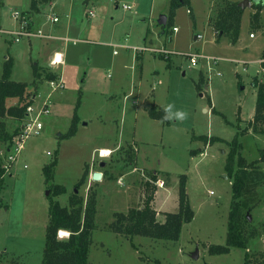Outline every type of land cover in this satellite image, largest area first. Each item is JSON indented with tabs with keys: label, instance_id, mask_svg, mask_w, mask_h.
Returning <instances> with one entry per match:
<instances>
[{
	"label": "rangeland",
	"instance_id": "374dc122",
	"mask_svg": "<svg viewBox=\"0 0 264 264\" xmlns=\"http://www.w3.org/2000/svg\"><path fill=\"white\" fill-rule=\"evenodd\" d=\"M30 1L0 0V29L12 30L16 26L12 13L26 14ZM242 1L189 0L193 19L189 7L182 6L170 25L160 27L158 19L168 17L170 0H53V9L34 14V23L30 24L45 35L69 37L65 42L69 48L63 67L64 89L51 93L44 80L37 86L32 84L34 68L61 75L58 66L45 67L47 47L61 41L36 37L14 41L0 33V78L3 63L10 58V80L28 84L27 101L42 108L47 95L50 97V114L42 119L41 134L27 139L10 175L5 174L0 183V264H42L49 187L64 186L66 193L53 201L67 206L85 169L86 182L76 191L84 200L94 194L97 212L88 264H242V249L233 248L223 255L208 252L209 246L223 245L226 240L232 198L231 181L224 169L229 147L199 139L203 136L231 142L239 134L240 153L246 163L257 161L259 150H264V134H255L250 126L257 99L255 77L264 85V70L259 63L264 50V8L258 25L251 22L256 8L243 10L236 44L228 35L218 39L213 36L218 11L227 2L239 6ZM124 5L130 9H124ZM51 11L59 18L55 24L47 21ZM89 11L95 17L90 18ZM26 15L31 19V14ZM174 27L178 33L173 35ZM143 31L147 38L178 53L220 58L217 64L200 59L197 66H192L188 57L170 56L171 67L164 74V82L151 94L162 107L172 104L174 111L186 112L184 120L155 121L131 103L124 107L122 94L106 86L115 81L116 65L123 67L130 57L127 49H117L118 55H112L114 49L107 43L118 44L127 35L126 44L143 46ZM198 35L201 38L195 39ZM156 62L162 74L168 61ZM109 72L111 78L107 77ZM78 100L79 129L75 135L63 137ZM18 104L17 99L9 100L7 107ZM23 120H2L6 128L0 132L1 166L11 147L3 137L18 133ZM99 148H111L109 157L101 158L94 150ZM54 158L58 162L52 171L53 180L47 183L43 168ZM257 167L264 173L262 163ZM93 172H100L102 180L93 181ZM184 175L194 218L183 225L178 241L136 236L127 239L110 230L115 213L141 208L151 195V208L158 221L163 222L167 212H178V184ZM254 190L250 208L243 210L242 218L243 235L252 255L264 252V180ZM247 215L250 221H244ZM195 251L196 259L192 258Z\"/></svg>",
	"mask_w": 264,
	"mask_h": 264
},
{
	"label": "trees",
	"instance_id": "16d2710c",
	"mask_svg": "<svg viewBox=\"0 0 264 264\" xmlns=\"http://www.w3.org/2000/svg\"><path fill=\"white\" fill-rule=\"evenodd\" d=\"M53 0H31L29 12L39 13L41 8L49 5ZM252 8H256L251 17L252 24L258 25L260 12L264 8V0H249ZM225 8L218 11L216 19L213 22V29L216 39L223 35H228L230 41L236 44V40L240 31V20L243 10L235 3L227 2ZM170 11L166 20V26L170 25L175 12L179 7L187 6L188 14L193 19V11L189 5V0H170ZM261 59H264V50L261 53ZM167 60V59H166ZM168 61V60H167ZM3 72L0 78V132L5 131L6 125L2 120L11 118L13 120L22 122L25 119L26 111L29 106L33 104L27 101L28 84L13 82L10 80L12 73V60L6 59L3 63ZM167 66L170 68L171 63L168 61ZM264 69V63L261 64ZM59 75V74H58ZM57 78V74L52 70L43 69L38 70L34 68L33 85L37 86L40 80L50 82ZM253 86L257 88L256 104L254 111V118L250 126L255 134H264V85L260 84L255 77ZM17 99L18 105L14 107H7L9 100ZM80 102L75 107L72 122L68 132L63 136L66 138L75 135L78 129L80 120L77 115ZM214 112V110H212ZM165 115L164 110H158L152 106L148 110L149 118L160 120L163 123L168 121L162 118ZM260 125V126H258ZM240 133V132H238ZM16 134V133H15ZM5 135L3 140L11 145L12 138L15 136ZM244 135L243 133H240ZM239 134L231 141L227 142L218 138L201 137L206 144H213L215 142L225 143L229 147V154L226 158L225 172L231 181L232 198L230 203V212L227 223V235L223 245L209 246L210 255H223L230 253L231 249L238 248L244 250L242 264H264V252L260 254H250L248 251L247 240L244 238V229L242 227L243 210L249 209V202L254 189L264 180V173L257 167L258 163L264 165V150H259L260 156L257 161L246 163L245 158L240 151L242 145L239 143ZM10 147V146H9ZM57 158H54L52 163L43 168V174L47 183L53 180L52 171L57 165ZM3 169L0 165V177L3 175ZM88 175L87 169L82 173V177L75 185V190L86 182ZM156 180V176H153ZM3 179H1L2 183ZM186 176H181L178 184V212L164 214L163 222L157 220V213L151 208L153 196H148L143 207L129 209L127 214L115 213V220L111 222L109 228L114 233L124 236L127 239L133 237L151 238L161 241H178L182 232V227L189 223L194 218V212L191 209L186 191ZM71 193L68 205L62 206L57 201H53L54 197L64 195L66 189L59 184H52L49 187L50 199L48 213L49 220L45 226V244L43 248L42 264H88L89 247L92 243V230L95 228L96 217V197L91 194L86 200L82 198L77 192ZM244 221H247L245 218ZM58 231L69 233L66 239L59 238Z\"/></svg>",
	"mask_w": 264,
	"mask_h": 264
},
{
	"label": "crops",
	"instance_id": "0c3cea01",
	"mask_svg": "<svg viewBox=\"0 0 264 264\" xmlns=\"http://www.w3.org/2000/svg\"><path fill=\"white\" fill-rule=\"evenodd\" d=\"M53 4L54 3L52 1L51 3H49V5L42 7L41 11L39 13H43L46 10L44 8L53 9V7H52ZM51 9H49V10H51ZM52 11H51V13H54L58 17V15L55 12H52ZM39 13H31L32 21H33L34 14H39ZM93 17H95V14H94ZM93 17H90V18H93ZM57 22H55V23H57ZM33 23H34V21H33ZM33 23H32V26H33ZM36 23H38V20H37ZM48 23L55 24V23L50 22V21ZM69 25L70 24L68 23V25L66 26L67 30H68V26ZM36 30H40V29H36ZM145 33L146 32L143 31V36H142V40H141L143 43L141 45L150 46V47H154V48H162V47H164L163 45L161 46L159 44L160 41H158V40L157 41H153L152 39L147 38ZM149 33H151V31L150 32L148 31V34ZM214 34L215 33H213V36H214ZM46 36H49L50 38L49 39H42V40H49V41L50 40H60L63 43L62 44L61 42H57L55 44H51L49 48L47 47V49H46L47 53H46V58H45V63H46L45 67L48 68V67H50L49 66L50 59L54 56V54H61L62 55V57H63V65H59L57 68H60V70H62V79H63V67L66 64V62L64 64V59H66V55L68 53L67 51H68V48H69L66 45L65 41L66 40L68 41L69 37L67 38V36H65L64 34H57V35L54 36L51 33L50 34H46ZM126 36L127 35H125L124 39L121 42H119L118 44H114V42L113 43L112 42H108L107 45H109L112 48H113L112 45H124V44L125 45H129V44H126L127 37H128V36L127 37ZM148 43H150V45H147ZM43 46H44V44H43ZM129 46H132V45H129ZM132 47H143V46L135 45V46H132ZM113 49L115 50V48H113ZM118 49H127L128 52H129L127 54H129L130 57L128 59L129 60L128 63L125 60V63H124L123 67H122L121 64L118 65V66L116 65L115 81H114L113 84L106 85L108 90L110 89V91H112L111 89H113L114 92L118 91L120 94H122V100H123L122 105L124 107L128 106V104L131 103L132 106L134 105L133 107H136L137 111L138 110H143V112L147 111V115H148V110L152 106H155L158 110H164L165 107H162V105H160L158 99L156 98V95L154 93L151 94V92H154L157 87H159V86H161L163 84V82H164V74L167 73V69H169V67L166 65L164 71H162V74H160L159 71H158L159 69H158V65H157L156 61L158 59L159 60L163 59L165 61L168 60L170 62L171 59L169 58V59L166 60L163 57H158V56H155V55L150 54L148 52H143V53H141V55H136L137 54L136 53L134 55V53L128 48H118ZM170 50H172V49H170ZM112 55H114L113 52H112ZM116 55H118V53ZM116 55H114V56H116ZM208 57H210V56H208ZM56 74H59V73H56ZM85 76H86V74H85ZM107 77L111 78L110 72H109V74H107ZM126 87H128V88H126ZM125 88H126V90H125ZM33 98L35 99L36 96L33 97ZM34 99H33V101H34ZM153 120H155V119H153ZM155 121L161 122L160 120H155ZM83 126H87V124H84ZM78 129H79V127H78ZM132 135H134V134H132ZM102 149L103 148L94 149V150L100 151ZM104 149H108V148H104ZM109 149H111V148H109ZM138 163H139V161H138Z\"/></svg>",
	"mask_w": 264,
	"mask_h": 264
},
{
	"label": "built area",
	"instance_id": "2783aa9c",
	"mask_svg": "<svg viewBox=\"0 0 264 264\" xmlns=\"http://www.w3.org/2000/svg\"><path fill=\"white\" fill-rule=\"evenodd\" d=\"M123 7L126 10L130 9V7L126 5H124ZM88 15L90 17H93L94 13L92 11H89ZM11 19H13L16 22V27L13 28L12 30L0 29V33L9 35L14 41H20L22 39H31V37H36L40 39L50 38L49 36H46L41 30L30 28V24L32 20L29 19V17L26 14L19 13V12H13L11 15ZM58 20H59L58 17L54 13H49V15L47 16L48 22L50 21V22L55 23ZM177 33H178V28L174 27L172 29V34L174 35ZM253 37L254 36L251 34L250 38H253ZM199 38H201V35H198L195 39H199ZM112 46L113 48H115V50L113 51L114 55L118 53L117 52L118 48H128L134 53V55L136 53L141 54L143 52H148L155 56L163 57L164 59H169L171 58L170 56H174V55L175 56H185L189 58V61L191 62L192 66H197L199 64L200 59H205L214 64H217L220 59L219 57L213 58V57L205 56L203 54H195L191 52L178 53L166 47L154 48V47L145 46V45H143V47H132V46L125 45V44L124 45H112ZM57 55H60V59L56 58ZM259 63L263 64L264 59L259 60ZM59 65H63V57L61 54H54V56L50 59L49 66L56 68L55 66H59ZM262 70L264 69L262 68ZM47 83L49 84V89H50L49 93H51L52 91L64 89L62 74L61 75L59 74L56 79L51 80L50 82H47ZM47 97L48 98L46 99L48 100L44 101L45 103L43 104L42 108L35 107L33 104L27 108L26 116H25V119L23 120L24 122L20 128V131L16 133L15 136L12 138L11 147L9 148V150L6 151V155L4 156L5 164L1 166V168L4 171H3V175L0 177V182H1V179H4L3 178L4 175L9 173V170L12 164H14L17 161V157L19 153L21 152V150L23 149V145L27 141V139L30 137H33L34 135L38 136L41 134L44 128V123L42 119L44 117H47L50 114V109H49L50 108L49 107L50 97L49 95H47ZM98 154L101 158H105L101 155V151H99ZM5 170H8L7 171L8 173H5L6 172ZM58 232H59L58 235H60V237L61 236L63 237L64 235V237L67 238L69 236V233L67 232H61V231H58Z\"/></svg>",
	"mask_w": 264,
	"mask_h": 264
},
{
	"label": "water",
	"instance_id": "95a60500",
	"mask_svg": "<svg viewBox=\"0 0 264 264\" xmlns=\"http://www.w3.org/2000/svg\"><path fill=\"white\" fill-rule=\"evenodd\" d=\"M239 7L242 10H244L247 7L251 8L252 4H250L249 0H243L242 2L239 3ZM166 20H167L166 16H161L158 19L157 25L160 26V27L161 26H166ZM91 175H92L91 178H92L93 181H100V180H102V177H103V175L100 172H93ZM75 192H77V191L75 190ZM247 219H248V221H250V217L248 215H247ZM192 258H194V259L197 258V251L192 253Z\"/></svg>",
	"mask_w": 264,
	"mask_h": 264
},
{
	"label": "clouds",
	"instance_id": "9594fccd",
	"mask_svg": "<svg viewBox=\"0 0 264 264\" xmlns=\"http://www.w3.org/2000/svg\"><path fill=\"white\" fill-rule=\"evenodd\" d=\"M174 109V105L169 104L167 105V107L164 109L165 111V115L162 118L163 120L169 121L172 119H176V120H184L187 118V113L181 110H173Z\"/></svg>",
	"mask_w": 264,
	"mask_h": 264
},
{
	"label": "bare ground",
	"instance_id": "6f19581e",
	"mask_svg": "<svg viewBox=\"0 0 264 264\" xmlns=\"http://www.w3.org/2000/svg\"><path fill=\"white\" fill-rule=\"evenodd\" d=\"M56 58L57 59H60V55H57L56 56ZM101 151V155L103 156V157H109V154L111 153V151L110 150H108V149H102V150H100ZM61 232H63V231H61Z\"/></svg>",
	"mask_w": 264,
	"mask_h": 264
}]
</instances>
